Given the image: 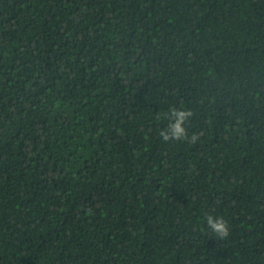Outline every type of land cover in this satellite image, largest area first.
Here are the masks:
<instances>
[{"label": "trees", "instance_id": "trees-1", "mask_svg": "<svg viewBox=\"0 0 264 264\" xmlns=\"http://www.w3.org/2000/svg\"><path fill=\"white\" fill-rule=\"evenodd\" d=\"M0 264H264V0H0Z\"/></svg>", "mask_w": 264, "mask_h": 264}, {"label": "clouds", "instance_id": "clouds-1", "mask_svg": "<svg viewBox=\"0 0 264 264\" xmlns=\"http://www.w3.org/2000/svg\"><path fill=\"white\" fill-rule=\"evenodd\" d=\"M162 118L167 120L165 127L157 130V136L164 143L169 142H187L196 144L200 136L196 132H189L188 124L193 118L191 110L182 107H171L162 114ZM157 119H161L158 115ZM206 227L212 235L218 240H227L231 235L229 222L223 217H217L214 214H208L205 217Z\"/></svg>", "mask_w": 264, "mask_h": 264}]
</instances>
